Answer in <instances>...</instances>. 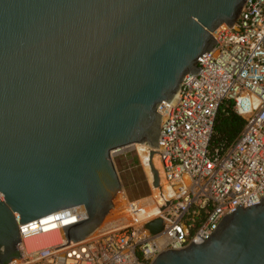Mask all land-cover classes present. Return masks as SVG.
Instances as JSON below:
<instances>
[{"label": "water", "instance_id": "95a60500", "mask_svg": "<svg viewBox=\"0 0 264 264\" xmlns=\"http://www.w3.org/2000/svg\"><path fill=\"white\" fill-rule=\"evenodd\" d=\"M246 2L0 0V264L24 261L19 224L58 211L66 245L99 227L123 194L112 151L148 142L152 160L159 104ZM260 200L151 264H264Z\"/></svg>", "mask_w": 264, "mask_h": 264}, {"label": "built area", "instance_id": "2783aa9c", "mask_svg": "<svg viewBox=\"0 0 264 264\" xmlns=\"http://www.w3.org/2000/svg\"><path fill=\"white\" fill-rule=\"evenodd\" d=\"M212 34L217 42L198 60L200 71L187 73L174 97L158 106L159 186H154V173L149 182L154 148L148 142L113 150L116 167L117 159L137 153L150 191L130 197L123 186L119 202L99 227L69 245L58 211L19 224L24 261L16 264H151L160 253L185 248L198 235L206 240L236 207L261 202L264 0H247L232 27L223 23ZM226 101L246 125L231 146L211 150L217 115ZM157 219L162 226L154 232L148 225ZM56 230L63 231L61 238L32 247L36 238Z\"/></svg>", "mask_w": 264, "mask_h": 264}, {"label": "trees", "instance_id": "16d2710c", "mask_svg": "<svg viewBox=\"0 0 264 264\" xmlns=\"http://www.w3.org/2000/svg\"><path fill=\"white\" fill-rule=\"evenodd\" d=\"M232 102L226 101L224 102L217 115L214 133L211 139V150H215L216 148H228L231 146L239 137L240 133L244 129L246 125V119L239 114H237L232 109ZM133 165L138 166V160H133ZM142 171L138 172V178L132 179L130 181H124L125 189L127 190L130 197H137L140 190L138 189L139 186L143 182V177H141ZM137 190V191H136ZM150 191V189H143Z\"/></svg>", "mask_w": 264, "mask_h": 264}, {"label": "rangeland", "instance_id": "374dc122", "mask_svg": "<svg viewBox=\"0 0 264 264\" xmlns=\"http://www.w3.org/2000/svg\"><path fill=\"white\" fill-rule=\"evenodd\" d=\"M155 155H156V160H157V164H158V170L161 172V176H162L161 161H160L159 155H157V154H155ZM134 159L138 160L137 153L129 151L125 157L117 159V167H118L119 174L121 176L122 181L124 180V181H126V183H127V181H130L132 179H137L138 178V172H140V170L142 171L141 177H143V182L141 181L142 184L138 188L140 191L137 192L138 196H140V195H144V194L148 193L147 190H143V189H145V188L150 189V184L147 180L146 173L144 172V169L142 168V166L139 163V160H138L139 165L134 167V165H133ZM123 184H124V182H123Z\"/></svg>", "mask_w": 264, "mask_h": 264}, {"label": "bare ground", "instance_id": "6f19581e", "mask_svg": "<svg viewBox=\"0 0 264 264\" xmlns=\"http://www.w3.org/2000/svg\"><path fill=\"white\" fill-rule=\"evenodd\" d=\"M151 164H153L155 166L156 169H158V164H157V160H156V155L153 156L152 160H151ZM152 166V165H151ZM148 174V178H149V182H151L152 177H153V170L152 171H147ZM63 236V231L62 230H56L53 231L49 234H44L41 235L40 237L36 238L33 242H32V247H38L41 245H45L47 244L52 238H61Z\"/></svg>", "mask_w": 264, "mask_h": 264}]
</instances>
